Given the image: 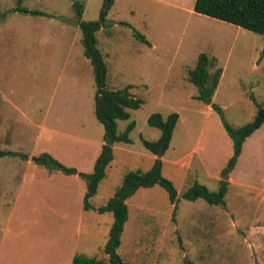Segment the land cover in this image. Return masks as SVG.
I'll return each mask as SVG.
<instances>
[{"label":"rangeland","instance_id":"rangeland-1","mask_svg":"<svg viewBox=\"0 0 264 264\" xmlns=\"http://www.w3.org/2000/svg\"><path fill=\"white\" fill-rule=\"evenodd\" d=\"M74 1L84 20L97 19L102 0H0V149L27 155L0 157V264H60L70 254L107 262L113 215L99 209L127 172L146 171L158 158L142 143L160 136L147 118L171 112L178 120L160 158L175 203L159 185L139 188L126 200L118 253L129 264H264V123L245 139L228 174L225 207L183 197L195 183L219 188L233 153L224 121L239 128L264 106V35L196 13L195 0H114L110 25L96 34L107 87L129 86L143 103L117 120V133L134 121L131 143L112 145L113 159L85 210L82 178L31 160L47 152L91 173L103 143ZM200 53L215 59L211 72L222 68L211 104L195 98L188 80Z\"/></svg>","mask_w":264,"mask_h":264},{"label":"trees","instance_id":"trees-1","mask_svg":"<svg viewBox=\"0 0 264 264\" xmlns=\"http://www.w3.org/2000/svg\"><path fill=\"white\" fill-rule=\"evenodd\" d=\"M114 0H102L98 17L94 20H84L83 5L78 1L73 2V8L77 17V26L81 31L82 52L92 66L95 92H94V115L103 126V143L100 152L96 157L91 173L78 172L73 167H67L47 152L34 155L31 160L49 170H59L64 174H76L86 183L83 205L85 210L91 208L90 198L96 193L100 181L105 177V171L113 159V147L116 142L131 143L129 132L134 128V121H130L122 133H117V120H128L129 110L138 109L143 100L134 97L129 86L120 89H109L107 87L108 68L104 57L97 46V32L100 28L109 26L107 14L113 5ZM15 10L31 14H40V11L29 10L22 6L15 7ZM193 10L221 21L245 28L258 34L264 35V0H195ZM134 36L145 44L149 41L144 35L133 31ZM215 66V59L206 53H200L197 57L194 68L188 71V80L197 88L196 99L205 104L212 103V97L219 83L222 68L217 67L213 72L210 68ZM213 107L217 108L214 104ZM219 109V108H217ZM178 120V113L171 112L166 118L160 113H152L148 116L147 122L150 126L160 130V136L155 141H148L142 138L143 145L152 153L157 154L160 146H163V153L169 146L173 129ZM264 123V106H258L253 120L239 128H232L224 121V127L233 141V153L219 180L220 186L216 191L210 192L205 186L194 184L189 188L183 197L187 200L203 198L210 204L225 207L224 196L226 193L227 179L229 172L233 169L238 156L242 150V144ZM20 156L27 159V155L19 152L1 150L2 156ZM161 158H155L152 166L146 170H133L127 172L121 185L110 197L106 204L99 211H108L113 215L107 242L104 252L107 255V262L96 257L75 255L72 264H129L124 261L118 253L121 244V235L128 219V207L126 200L130 198L139 188L159 185L167 193L171 203H175L177 191L170 180L162 175Z\"/></svg>","mask_w":264,"mask_h":264},{"label":"crops","instance_id":"crops-1","mask_svg":"<svg viewBox=\"0 0 264 264\" xmlns=\"http://www.w3.org/2000/svg\"><path fill=\"white\" fill-rule=\"evenodd\" d=\"M72 259H73V257L71 256V254L67 255L65 261H63V262L61 261L60 264H70V261L72 262Z\"/></svg>","mask_w":264,"mask_h":264},{"label":"water","instance_id":"water-1","mask_svg":"<svg viewBox=\"0 0 264 264\" xmlns=\"http://www.w3.org/2000/svg\"><path fill=\"white\" fill-rule=\"evenodd\" d=\"M163 154V146H160L158 153L156 154L158 158H160Z\"/></svg>","mask_w":264,"mask_h":264}]
</instances>
